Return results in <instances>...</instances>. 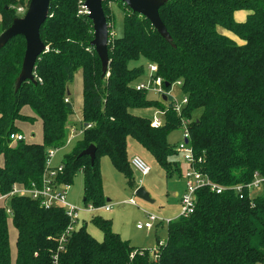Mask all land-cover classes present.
<instances>
[{
  "label": "trees",
  "instance_id": "obj_1",
  "mask_svg": "<svg viewBox=\"0 0 264 264\" xmlns=\"http://www.w3.org/2000/svg\"><path fill=\"white\" fill-rule=\"evenodd\" d=\"M114 1L103 0L110 32ZM79 2L50 1L40 29L47 49L36 63L34 81L17 86L24 37H13L0 46L1 194H8L14 185L40 184L46 148L65 145L68 118L74 113L69 85L79 68L82 136L61 162L60 183L70 185L82 173L85 201L104 205L99 159L110 157L131 183L129 137L155 156L167 176L180 172L174 160L178 151L167 137L181 127L182 117L201 109L200 117L188 127L200 159L198 168L226 189L197 191L194 211L168 222L167 239L157 245L158 261L149 250L131 245L114 232L111 221L102 217L93 218L103 231L99 241L85 226L75 224L67 233L70 218L62 207L44 208L26 195L6 196L0 205V264H264V190L240 198L232 188L251 182L255 172L264 176V0H167L159 14L171 39L116 0L114 4L125 10V28L119 37L109 34L106 71L91 44L92 20L79 14ZM20 6L27 7L24 0H0V33L21 16ZM239 11H245L243 20L236 18ZM140 59L157 65L167 101L152 102L146 90L136 89L143 70L130 63ZM179 80L189 100L182 116L172 110L170 93ZM152 106L166 109L160 127L133 112ZM26 107L32 115L25 114ZM37 118L42 124L41 142L11 140V134L22 132L20 123ZM91 144L96 146L93 162L87 155L80 156ZM9 220L16 230L15 263Z\"/></svg>",
  "mask_w": 264,
  "mask_h": 264
},
{
  "label": "rangeland",
  "instance_id": "obj_2",
  "mask_svg": "<svg viewBox=\"0 0 264 264\" xmlns=\"http://www.w3.org/2000/svg\"><path fill=\"white\" fill-rule=\"evenodd\" d=\"M115 1L111 4V10L113 13L111 33H113L114 36L119 37L123 34L125 28V10L118 4H114ZM24 2L28 6L30 0H24ZM23 15L24 13H21V16ZM130 65H141L143 70L141 80L147 79L149 76V63H147V61L140 59L132 61ZM69 91L74 103V113L69 116L67 124L66 142H69V146L57 150V153L53 158V166H58L62 162L65 154L74 147L77 140L82 136L81 118L83 107V74L81 68L76 71L73 82L69 85ZM170 93L178 103L182 101L185 96L181 86L176 83L172 84ZM146 97L152 102L162 101V94L152 90H146ZM161 110L162 109H159L157 106H152L136 109V114H141V116L152 120L156 113L161 112ZM24 111L26 112L25 114L29 113L32 115L29 107H26ZM201 112V109H197L192 112L191 116H186L185 118L190 121L197 120L200 117ZM19 128L21 129V133L24 135L25 140L34 142L42 141V124L38 118L34 119L31 123H20ZM185 131L186 127L184 125L171 131L167 137L168 143L176 148L178 144L184 140ZM182 154L183 153L178 152L174 157V160L178 162L181 171L179 170L180 172H175L172 176H167L164 168L158 163L155 156L135 138L129 137L128 156L130 160L134 157L141 158L148 166H150V172L143 177L134 166H131L132 182L130 183L125 175L114 168L110 157H100L99 165L102 174L104 196L106 198L108 197L112 202L118 203L110 212H106L103 209L94 211L86 210V207L92 203L84 200V181L82 173L76 174L70 182L67 191L68 202L79 209V219L76 221V226H85L94 238L101 241L104 237L103 231L94 223L93 218L97 216L102 217L105 220L111 221V226L114 232H117L124 239H129L133 244L149 250L152 254V251L157 247L158 242L167 239L168 221L177 219L182 210L180 198L186 192L183 173L187 169V165L182 159ZM105 161H107L108 167L103 165ZM140 187H143L145 191L149 193L151 201H146L135 195L136 189ZM263 188L256 190L255 194H260ZM177 192H179L178 195H176ZM1 197L2 194L0 192V205H3L5 201ZM129 198H134L137 201V206L126 204ZM141 209L156 214L157 216L164 218V220H167V222H163L162 226L156 222L153 224V228L149 231L146 229H138L136 225L139 222H146L145 217H142L144 214ZM172 216L174 217L171 218ZM9 233L12 261L15 263L16 230L11 220H9Z\"/></svg>",
  "mask_w": 264,
  "mask_h": 264
},
{
  "label": "built area",
  "instance_id": "obj_3",
  "mask_svg": "<svg viewBox=\"0 0 264 264\" xmlns=\"http://www.w3.org/2000/svg\"><path fill=\"white\" fill-rule=\"evenodd\" d=\"M86 0H80V9L79 14L89 15L90 11L87 9L85 5ZM27 7H18V11L20 13H25ZM109 34L114 36L113 33L110 32V24H109ZM110 41V40H109ZM157 65L154 63L149 64V76L146 80H142L136 84L137 90H152L157 93L166 94V89L164 87V80L161 76L157 75ZM176 84L181 86V81H177ZM184 98L179 103L174 100L172 96V110L177 113V115L182 116L184 113L185 107L188 105V96L184 94ZM166 114V109H162L161 112H157L156 115L151 120V125L153 127H160L163 125L164 120L163 117ZM191 121L186 119L185 117L181 118V126L184 125L186 127V131L184 133V140L181 141L178 146L175 148L178 152L183 153L182 159L187 165V169L183 173V177L186 184V192L180 198L182 204V210L179 216H187L191 214L196 205L197 201V191L202 187H208L212 192L221 193L226 187L220 184L215 183L210 176L198 168V161L194 153V149L190 142V131H189V123ZM10 138L13 142L18 140H24L25 137L22 133H13L10 135ZM69 146V142L67 141L63 148H67ZM58 148L56 147H47L46 154L47 159L45 163V169L42 176V180L40 184L33 183L30 187H19L14 185L11 191L2 195L1 198H6V196L11 195H26L31 198L38 200L44 208H52V207H62L65 209L66 214L70 218V224L67 228V233L74 229L76 221H78V211L77 207L70 204L67 200V191L69 189V184L60 183L58 181V175L63 170V164L60 163L58 166H53V158L57 153ZM132 166H134L144 177L148 175L150 172V166H148L141 158L134 157L131 160ZM264 187V176H261L259 173L255 172L253 174V179L251 182L246 185L238 184L233 186L232 188L238 193L240 198H244L247 194L249 197L255 195V191L258 189H262ZM264 190V188H263ZM262 190V191H263ZM132 204H136L132 199ZM113 207L112 203L106 202L102 206H95L90 204L86 207L88 211H94L98 209H103L105 211H111ZM10 213V210L8 209ZM157 220H161L159 216L156 214L147 213V221L145 223L139 222L137 224L138 228H146L151 229L153 223ZM170 221V220H169ZM168 221V222H169ZM64 235L60 239V244L64 241ZM165 241H160L159 245H163ZM142 253V251L140 252ZM160 254V250L158 247L152 251V257L155 261H158ZM133 256V255H132Z\"/></svg>",
  "mask_w": 264,
  "mask_h": 264
},
{
  "label": "water",
  "instance_id": "obj_4",
  "mask_svg": "<svg viewBox=\"0 0 264 264\" xmlns=\"http://www.w3.org/2000/svg\"><path fill=\"white\" fill-rule=\"evenodd\" d=\"M51 0H30L27 10L23 16L14 19L9 28L0 34V46L6 44L10 39L17 36H23L26 41L25 55L22 70L18 77L17 86L23 81H34V69L39 57L46 51L47 47L41 39L40 29L48 17ZM133 12L145 16L160 34L167 39H171L169 32L162 21L159 10L167 0H121ZM85 5L90 11L88 17L92 20L94 29V38L91 44L94 46L98 57L103 64V70L106 71L109 56V23L107 21L103 0H86ZM169 87V83H165ZM70 93V91H69ZM162 99L167 101L168 96L162 94ZM87 155L93 162L96 157V146L91 144L80 153V156ZM135 195L146 201H151L149 193L143 187L137 188ZM85 200V198H84Z\"/></svg>",
  "mask_w": 264,
  "mask_h": 264
},
{
  "label": "crops",
  "instance_id": "obj_5",
  "mask_svg": "<svg viewBox=\"0 0 264 264\" xmlns=\"http://www.w3.org/2000/svg\"><path fill=\"white\" fill-rule=\"evenodd\" d=\"M236 18L238 19V20H243L244 18H245V11H239L237 14H236ZM134 113H136V109L133 111ZM139 115H141V114H139ZM69 152V151H68ZM130 162H131V160H130ZM112 163V162H111ZM103 165H106V167H108V163H107V161H105L104 163H103ZM113 165V164H112ZM131 166H132V164H131ZM115 168V167H114ZM116 169V168H115ZM117 170V169H116ZM121 173V172H120ZM103 189H104V187H103ZM178 193L179 192H177L176 193V195H178ZM106 198V197H105ZM132 199L135 201V203L136 204H132ZM106 202H108V203H112L113 204V207L114 206H116L118 203H116V202H112L108 197L106 198ZM126 204H129V205H132V206H137V201L134 199V198H129L128 199V201L126 202ZM112 207V208H113ZM142 210V212H143V216L142 217H145V219H146V221H147V213L148 212H146V210H144V209H141ZM112 211V210H111ZM106 212H110V211H106ZM160 217V216H159ZM174 216H172L171 218H173ZM178 217H179V215H178ZM177 217V218H178ZM161 218V217H160ZM156 222H158L159 224H161V226L163 225V222H167V220H164V218H161V220H157V221H155L154 223H156ZM153 223V224H154ZM137 226V225H136ZM138 228V227H137ZM152 228H153V226H152ZM151 228V229H152ZM138 229H146V228H138ZM147 231H149L150 229H146ZM117 233V232H116ZM121 236V235H120ZM123 238V237H122ZM124 239V238H123ZM125 240H128L129 242H130V244L131 245H133V246H135V247H138V248H142L141 246H138V245H135V244H133L129 239H125ZM159 240V239H158ZM157 240V241H158Z\"/></svg>",
  "mask_w": 264,
  "mask_h": 264
}]
</instances>
